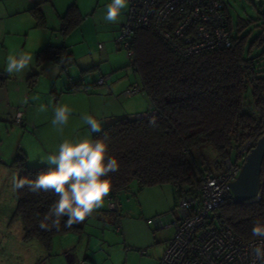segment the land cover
I'll return each instance as SVG.
<instances>
[{"label":"trees","instance_id":"trees-1","mask_svg":"<svg viewBox=\"0 0 264 264\" xmlns=\"http://www.w3.org/2000/svg\"><path fill=\"white\" fill-rule=\"evenodd\" d=\"M33 13L43 24L42 14ZM62 19L65 31L82 17L77 7L70 5ZM228 20L232 31L229 48L186 58L176 55L152 29L142 28L134 34L131 48L135 56L131 62L154 113L115 116L101 132L92 135L93 139L109 138V154L119 163V170L109 173L110 195L117 196L132 182L142 187L170 184L179 197L196 192L203 169L220 173L224 160L235 156L243 143L249 141L251 149L264 135V69L257 62L264 57V33L250 39V32H242L245 23L239 21L235 34L229 16ZM260 48L261 52L255 54ZM72 62L64 46L44 47L36 54L38 70L28 76V86L36 83L47 63L60 64L66 71ZM81 90V84L68 89ZM248 91L249 107L245 101ZM11 165L21 177L30 178L49 167L29 166L23 153L17 154ZM260 181L259 199L237 202L230 196L217 209L233 233L245 240L255 238L251 234L255 221L264 222V162ZM56 199L53 192L34 194L27 187L16 192L14 216L22 221L24 239L37 240L45 251L51 249L54 237L82 230L83 223L65 228L66 218L61 219L59 231L38 227Z\"/></svg>","mask_w":264,"mask_h":264},{"label":"rangeland","instance_id":"rangeland-1","mask_svg":"<svg viewBox=\"0 0 264 264\" xmlns=\"http://www.w3.org/2000/svg\"><path fill=\"white\" fill-rule=\"evenodd\" d=\"M223 1L235 34H237V24L239 21L245 23L244 25L246 26L242 32H250V39L264 33V0ZM78 2L82 7L81 11L83 14H86L89 3L90 10L94 8V11L90 15L92 26L86 31L87 38L89 39L84 52L94 54L95 59L92 63L90 60H87L86 55L81 54L82 52L77 53L79 55H77L76 62L69 66L65 72H53V66L49 65V70L43 76H40L37 88L39 105L47 103L50 107L51 105L54 107L56 104H66L69 107L71 105L76 106L77 109H74L70 116L71 123L69 125L71 128L69 130L73 133L71 139L91 138L94 134L90 132L88 126L81 120L82 114H90L101 120L103 128L112 120L111 114L135 116L139 110L149 109L150 103L143 88L133 96L127 98L123 96V92L127 88L134 85L142 87L139 75L134 70L131 60L127 57L125 51L116 44L121 24H123L122 21L128 9L122 13L119 22L116 24L104 23L102 20L98 23V18L103 15L105 6L111 0H78ZM262 37H264V34H262ZM99 44L101 45L100 49L98 48ZM261 50L262 48L257 49L254 53L259 54ZM98 57L101 58L99 59L102 60L101 63H99ZM257 62L260 65V69H264V57L260 56L257 58ZM92 64L100 65V71L96 68H92L87 72L81 71V69H86ZM100 74L101 76L110 75V80L105 86L96 85L95 83L96 76ZM73 84H81L84 90H81L79 93L69 94L67 91ZM106 86L110 87L111 94L106 92ZM248 95L245 100L249 104H247V107L250 106V91H248ZM104 98L108 101L109 98L114 100L111 99V101L106 103L104 102ZM6 128H2L3 130L0 128V131L1 134H6L5 130H7V133H9L8 140L20 142L22 138L21 142L24 147L26 143L29 146L30 141H32V145L28 149L30 158L27 164L29 166L37 164L47 165L41 161V163H38V153L40 150L35 149L33 138L30 135L27 136L28 134H24L23 128L10 123L6 125ZM26 131L32 132V129L26 128ZM1 134L0 141L2 139L1 136H3ZM64 138H68L67 133ZM58 142L61 143L62 141L59 140ZM58 146L56 145V147L49 148L50 150H48L56 152ZM21 153L22 151H19L17 154ZM243 161L244 159L241 162ZM175 191L176 189L170 184L142 187L136 182H132L128 189L120 191L117 194L119 204L123 205V209L120 212L121 217L126 218L128 226L130 225L128 227L129 233L126 236L134 240V243L130 245L132 254L129 255L127 264H154V258L157 255V248L159 246L156 243V239L160 236L171 234L172 230L156 229L155 224L153 222L148 223L147 219L154 220L158 216H161L162 223L170 224L173 216H171L169 204H172L173 200L176 199ZM141 210L144 211V216L141 214ZM120 213L108 211L105 205L94 212L97 215L96 218H98L96 221L100 223L99 230L101 231L104 225H106V229L104 230L105 241L100 236L101 241H97L94 244L96 248L90 253V257L95 264H126L122 234L115 232L113 229L118 224L117 219ZM121 226L126 229V225L124 226L121 223ZM116 240L117 243L119 242L118 244ZM33 241L32 243L34 244L31 252L27 245L26 251L21 255L15 252V257L11 253L2 252L0 249V264H35V260L39 261L38 264H49L48 259L45 258L46 251L37 240ZM57 264H61V262L59 261Z\"/></svg>","mask_w":264,"mask_h":264},{"label":"crops","instance_id":"crops-1","mask_svg":"<svg viewBox=\"0 0 264 264\" xmlns=\"http://www.w3.org/2000/svg\"><path fill=\"white\" fill-rule=\"evenodd\" d=\"M70 5H75L77 7L82 19L78 24L70 26L63 31L62 16L66 13ZM89 7H87L86 14H83L81 11L82 7L78 0H0V128L5 129L8 123L16 124L19 128H23V133L26 135L28 134L27 136L30 135L33 138L35 149L37 148V150L42 152L41 154L40 152L38 153V163H41V160L48 154L53 153L52 151H49V148L59 145L60 142L58 141L65 139L64 137L66 133L69 139H71L73 133L69 130L71 128L69 125L71 123L70 118L68 124L64 127L63 132L61 133L51 124V120L53 118V106L51 105L50 107V105L44 103L48 110L46 112H39L38 100L31 99L33 96H37L38 81L40 76H43L49 70L50 66H54L56 64L47 63L46 70L38 76L36 83L32 87L28 86L27 79L33 71L38 70V67L36 66L37 52L48 45L56 47L64 46L73 58L71 65L76 62L77 55H79L77 53L81 52L82 55H86L88 61L90 60L93 63L95 55L90 52H84L86 43L89 39L87 38L86 31L92 26L90 15L91 12L94 11V8L93 10H90ZM33 11H38L42 14L43 24H39ZM124 19L122 23H124ZM99 45L98 48L100 49ZM21 50L33 54L34 61L30 70H26L23 74L10 76L5 72L6 58L9 54H16ZM99 57L97 59L100 61L99 63H101L102 60H99L101 59ZM92 68H96L100 71V65L98 64H92L86 69H81V71L87 72ZM59 72H65L61 70V66ZM101 74L96 76L95 83ZM109 80L110 75L106 83ZM106 83L101 86H105ZM67 92L69 94H75L80 91ZM106 92L111 94L110 87L106 86ZM26 97L28 98L27 104L24 103ZM111 99L109 98V101H111ZM104 100L106 103L109 102L105 98ZM148 100L150 101L149 98ZM70 108L73 110L77 109L76 106L72 105ZM19 111L23 113L21 124H17L14 120L16 113ZM152 111H154V109L150 101L149 109L139 110L135 115H141ZM115 116L120 115L111 114V118ZM26 128L32 129V132H27ZM5 131L6 134H1L0 131V134L3 135L1 136L2 139L0 141V249L2 252L11 253V255L15 257L14 253L18 252L19 255L23 254V252L26 251L27 245L29 246L28 249L31 252L34 244L32 242L34 241L32 239H24L22 221L20 218H16L14 216L16 192L12 190L11 175L12 173L17 172L11 163L19 151H22V153L26 156L27 161L29 160L30 155L28 149L31 147L32 141H30L29 146L26 143V146L24 147L21 142L22 138L20 142H12L8 140L9 133H7V130ZM43 154L45 155L43 156ZM175 193L176 199L173 200L172 204H169L170 213L173 217L174 209L179 198V194L176 191ZM105 206L107 209L106 198ZM122 209L123 205L120 204L118 212L120 213ZM141 214L144 216L145 213L143 210H141ZM96 217L97 215L93 213L91 217L93 219L86 218L82 224V230L78 233L68 232L54 237L51 249L45 252V258L48 259L49 264H57L59 261L61 264H78L83 260H86L91 264H95L90 257V253L96 248L94 244L97 241H101L100 236H102V240L104 239L105 241L104 230L106 229V225H104L103 229H101V231L99 230L100 223L96 221L98 220ZM117 220L119 225L117 224L116 226L121 228L118 233L122 234V244L125 250L127 264L129 255L132 254L130 245L134 243V240L133 238L126 236L127 233H129L128 227H130V225L128 226L126 218L121 217L120 213ZM121 223L124 226L126 225V229L122 228ZM153 223L155 224L156 229H167L168 231L172 230L171 234L160 236L156 239V243H158L159 246L157 248V255L154 258V264H158L164 249L173 235V228L166 227L168 224L162 223V217L161 224L155 219ZM38 262V260L34 261L35 264H38Z\"/></svg>","mask_w":264,"mask_h":264},{"label":"built area","instance_id":"built-area-1","mask_svg":"<svg viewBox=\"0 0 264 264\" xmlns=\"http://www.w3.org/2000/svg\"><path fill=\"white\" fill-rule=\"evenodd\" d=\"M142 28L152 29L182 58L231 46L232 31L223 0H130L116 39L130 60L135 56L131 48L133 36ZM108 79L109 75L100 76L96 84L103 85ZM140 90L139 85H134L125 89L123 96H133ZM14 120L22 123L16 115ZM249 150L247 141L236 150L235 156L224 160L220 173L203 169L197 191L179 197L173 220L166 225L173 228V235L158 264H252L251 249L257 238L245 240L234 234L217 211L224 200L233 197L230 184L239 174L241 161ZM106 201L108 211H119L115 195L109 194ZM155 220L161 224V216ZM120 229L114 227L117 233ZM78 264L91 263L83 260Z\"/></svg>","mask_w":264,"mask_h":264},{"label":"clouds","instance_id":"clouds-1","mask_svg":"<svg viewBox=\"0 0 264 264\" xmlns=\"http://www.w3.org/2000/svg\"><path fill=\"white\" fill-rule=\"evenodd\" d=\"M130 0H111L105 6V11L99 21L116 24L124 11L129 7ZM34 55L19 51L9 54L6 58L5 72L8 75H19L30 70ZM63 60L61 59V64ZM60 64L53 66V72H58ZM32 100H39L33 96ZM24 103H28L25 98ZM47 106L40 104L39 112H46ZM73 113L66 104H56L53 107L51 124L61 133L68 124ZM22 119L23 113L16 114ZM81 120L88 126L91 133L102 130V121L90 114H82ZM49 167L40 172L35 178L21 177L19 173H12L11 186L14 192L27 187L34 193L53 192L57 199L52 203L47 213L43 215L38 227L44 231L60 230L61 219L64 227L71 228L75 224L83 223L91 218L94 211L104 207L105 198L112 190L109 173L119 170L118 160L109 154V138H65L58 146L56 152L48 154L44 159ZM257 242L252 247V264H264V222L260 219L254 222L251 229Z\"/></svg>","mask_w":264,"mask_h":264},{"label":"water","instance_id":"water-1","mask_svg":"<svg viewBox=\"0 0 264 264\" xmlns=\"http://www.w3.org/2000/svg\"><path fill=\"white\" fill-rule=\"evenodd\" d=\"M262 162H264V135L245 155L239 174L230 184L235 201L248 202L259 199ZM254 197L256 199H252Z\"/></svg>","mask_w":264,"mask_h":264},{"label":"bare ground","instance_id":"bare-ground-1","mask_svg":"<svg viewBox=\"0 0 264 264\" xmlns=\"http://www.w3.org/2000/svg\"><path fill=\"white\" fill-rule=\"evenodd\" d=\"M252 199H256V197L252 198ZM161 259V258H160Z\"/></svg>","mask_w":264,"mask_h":264}]
</instances>
